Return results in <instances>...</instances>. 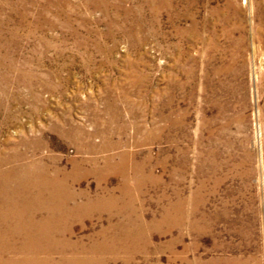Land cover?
Wrapping results in <instances>:
<instances>
[{
    "label": "rangeland",
    "instance_id": "rangeland-1",
    "mask_svg": "<svg viewBox=\"0 0 264 264\" xmlns=\"http://www.w3.org/2000/svg\"><path fill=\"white\" fill-rule=\"evenodd\" d=\"M11 155L70 175L81 264H264V0H0Z\"/></svg>",
    "mask_w": 264,
    "mask_h": 264
},
{
    "label": "bare ground",
    "instance_id": "bare-ground-1",
    "mask_svg": "<svg viewBox=\"0 0 264 264\" xmlns=\"http://www.w3.org/2000/svg\"><path fill=\"white\" fill-rule=\"evenodd\" d=\"M65 131H64V133H65ZM65 134H67V133H65ZM33 143L34 142H32V144ZM99 148H100V146H99ZM92 151H94V150H92ZM10 157H12V155L11 156H7L5 160L0 161V167H1L2 164H4V161H10ZM23 157H24V155H23ZM83 162H85V161H83ZM96 163H97V160H96ZM20 164H22V163H20ZM9 165H8V167H9ZM73 165H74V169H75V166L77 165V163H75ZM110 165L112 166V164H110ZM39 166H38L37 172H35V174L32 173V174L28 175L27 178H23V177L20 176L23 179L18 180V183H17V185L14 188L11 187V185H12V181L11 180L12 179L10 180L9 173H8L9 171H7L5 173V172L2 171L4 169V167H3V169L0 168V197H1L0 202L1 201L3 202V203H1V205H6V207H7L6 209H9V208L13 209L14 207L15 208L17 207V209H18L17 213H13V214H9L8 213L7 215H4L3 218L1 217L2 219L0 218V228H1L2 224H6V223L8 224V223H11V222L16 224L15 226H12V227L3 228V230H1L2 232H0V257L3 256L1 254H4V255L6 254L7 255L6 259L2 260L0 258V264H61L63 262L65 264H81V263H79V260L81 258H83L85 255L81 254V251L78 252L77 244L75 245L76 246L75 247L74 245H71L70 243H67L68 241L61 240L62 239L61 237H65L66 239L67 238L70 239L72 231L69 230V232L66 234V233H64L65 231H62L61 229H58L56 227H49V224H51L52 221H54V216H52V214H50V212L52 210L54 211V210H59V209L65 208V207H69L67 202H66L67 201L66 198H68L67 196H69V195L65 196L64 193H66L67 190H68V185H67L68 181H67V179H69L68 177H70V175L68 174L69 176H66V173L64 172V173H62V176L59 177V175L61 174L62 171H59L58 168H55V169H53L51 171H47V170L44 169L43 165L40 166V167ZM79 167H77V169H75V170L76 171L80 170ZM95 169L96 168H93V170H91V172H89V173H96L98 170L96 169L97 170L96 171ZM117 169H118V167H117ZM16 173H18V172H16ZM118 175H120V174H118ZM121 177H122V175H121ZM121 180H122V178H121ZM13 182H14V180H13ZM68 184L70 185V183H68ZM100 184H101V182H100ZM16 192L20 193L21 195L23 194L24 196L22 195L23 198H20V200L18 202H15V201L12 202L11 200L8 199V197L11 195V193L13 194V193H16ZM27 196H31L30 199L27 198ZM110 196H112V195H110ZM88 204H90V203H88ZM92 205H94V204L92 203ZM0 209H1V207H0ZM42 211H45V212L48 213L45 217H43V218H45L43 220H46V224H44V225L43 224L40 225L39 223H37V220H35V217H37V214L42 212ZM101 232H103V231H101ZM58 234L59 235L62 234L64 236H61L60 240L59 239L55 240V236L54 235H58ZM61 242H65V243L64 244H60ZM80 244H82V243H80ZM103 245H101L99 247L97 246V247H94V248L91 247L92 248L91 251L92 252H97V251L102 252V251H104L106 249V247L103 246ZM87 250H88V248H87ZM110 250L113 251L114 249L110 247ZM117 251H118V249H117ZM112 253H114V252H112ZM41 254H43V255H41ZM88 260L89 259H87V261ZM101 262L102 261L98 262V264H101Z\"/></svg>",
    "mask_w": 264,
    "mask_h": 264
}]
</instances>
